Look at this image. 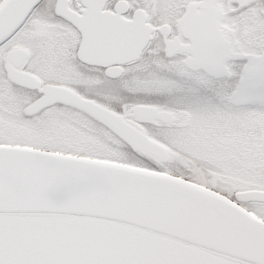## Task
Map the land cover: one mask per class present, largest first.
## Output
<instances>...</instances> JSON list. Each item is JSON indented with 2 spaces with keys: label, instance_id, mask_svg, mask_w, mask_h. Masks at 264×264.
Instances as JSON below:
<instances>
[{
  "label": "snow or ice",
  "instance_id": "obj_1",
  "mask_svg": "<svg viewBox=\"0 0 264 264\" xmlns=\"http://www.w3.org/2000/svg\"><path fill=\"white\" fill-rule=\"evenodd\" d=\"M0 264H264V0H0Z\"/></svg>",
  "mask_w": 264,
  "mask_h": 264
}]
</instances>
